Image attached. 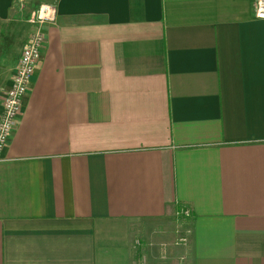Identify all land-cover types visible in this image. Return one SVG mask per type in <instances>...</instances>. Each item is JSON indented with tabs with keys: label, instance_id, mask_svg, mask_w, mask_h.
I'll use <instances>...</instances> for the list:
<instances>
[{
	"label": "crops",
	"instance_id": "1",
	"mask_svg": "<svg viewBox=\"0 0 264 264\" xmlns=\"http://www.w3.org/2000/svg\"><path fill=\"white\" fill-rule=\"evenodd\" d=\"M255 2L0 0V118L54 11L1 154L0 264H264Z\"/></svg>",
	"mask_w": 264,
	"mask_h": 264
},
{
	"label": "built area",
	"instance_id": "2",
	"mask_svg": "<svg viewBox=\"0 0 264 264\" xmlns=\"http://www.w3.org/2000/svg\"><path fill=\"white\" fill-rule=\"evenodd\" d=\"M254 16L257 20L264 21V0H256L254 4ZM35 19L36 31L22 50L11 85L3 95V112L0 118V162L1 154L11 134L18 125L22 103L45 43V36L41 30V26L47 22H53L54 11L49 6H41L36 13ZM181 214L184 217L188 216L187 212H182Z\"/></svg>",
	"mask_w": 264,
	"mask_h": 264
},
{
	"label": "rangeland",
	"instance_id": "3",
	"mask_svg": "<svg viewBox=\"0 0 264 264\" xmlns=\"http://www.w3.org/2000/svg\"><path fill=\"white\" fill-rule=\"evenodd\" d=\"M34 21H36V19L34 18ZM34 24H35V22H34Z\"/></svg>",
	"mask_w": 264,
	"mask_h": 264
}]
</instances>
